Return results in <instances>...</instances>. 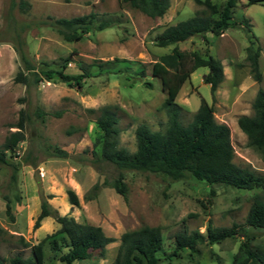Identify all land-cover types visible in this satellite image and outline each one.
Here are the masks:
<instances>
[{"label": "rangeland", "instance_id": "374dc122", "mask_svg": "<svg viewBox=\"0 0 264 264\" xmlns=\"http://www.w3.org/2000/svg\"><path fill=\"white\" fill-rule=\"evenodd\" d=\"M212 1L222 7L226 0ZM91 12L97 20L112 24L85 34L79 41H67L53 27L41 24L49 17L71 18ZM202 12L210 15L205 5L194 0H170V7L160 17H150L120 0H0V150L7 138L19 130L22 112L26 118L25 139L5 151L8 164L0 163L1 257H30L34 244L58 231L60 224L50 216L35 226L43 200L53 210L80 223L102 226L115 238L103 254L99 249L91 250L87 258L74 264H114L123 233L144 225L160 227L163 232L165 252L159 253L160 264H219L218 257L222 264H233L242 236L214 244L203 241L198 244V254L185 249L180 256L167 257L178 232L187 227L189 231H200L205 238L210 220L217 227L243 225L252 235V244L264 248V229L246 224L254 197L260 195L264 200V189L210 185L193 176L174 181L161 173L123 170L125 198L105 184L117 178L121 170L94 155L102 139L97 119L105 107L118 117L119 146L131 152L137 148L139 125L145 124L153 131L167 129V92L162 80L153 76L152 65L161 55L171 52L174 45L157 46L155 37L167 26ZM234 17L237 21L248 19L252 24L261 47L262 80L258 82L251 73L245 27L229 28L219 35L208 32V42L196 35L177 45L201 55L209 51L222 61L225 78L213 102L211 86L204 81L209 69L199 67L181 88L177 102L182 107L184 124L193 120L203 98L213 104L216 120L231 129L234 162L264 174L263 152L249 143L238 125L241 116L255 114L253 103L258 90L264 89V3L248 5L246 0H240ZM19 44L40 66L47 63L60 68L69 58L66 72L70 74L80 73V64L91 66L120 58L132 62L131 71L145 66L147 76L132 83L133 79H127L128 72L101 73L97 66H91L94 75L81 87L59 80L28 85L15 81L22 69ZM58 148L67 155L59 156ZM96 184L99 188L94 189ZM69 189L77 193L79 205L70 202ZM8 200L13 219L7 213ZM58 255L48 240L45 264H60Z\"/></svg>", "mask_w": 264, "mask_h": 264}, {"label": "trees", "instance_id": "16d2710c", "mask_svg": "<svg viewBox=\"0 0 264 264\" xmlns=\"http://www.w3.org/2000/svg\"><path fill=\"white\" fill-rule=\"evenodd\" d=\"M197 4L205 5L210 15L205 12L197 13L190 19L167 26L156 35L155 44L160 47L174 45L171 52L163 54L152 65V74L162 80L163 89L167 92L164 107L168 114V126L165 131H153L147 125L141 124L136 128L137 148L134 152L119 146L118 117L110 108L105 107L97 119L102 131L101 147L94 155L99 160L113 163L120 170V174L113 181H105L116 191L127 198V185L123 170L149 171L161 173L177 181L190 176L206 181L210 185L223 184L241 189H264V174L241 168L234 162V147L231 139V129L216 120L214 105L206 99L194 115L193 120L184 124L181 121L182 107L177 102L181 88L191 78L192 73L199 67H208L204 77L205 83L211 86L213 102L215 93L225 78L224 65L219 58L209 51L201 55L196 51L182 50L177 45L189 38L201 35L206 42V33L219 35L229 28L243 26L248 32L249 45L246 48L247 60L253 77L260 82L263 78L260 69L261 47L258 38L253 32L252 24L248 19L237 21L234 17L235 8L240 0H226L220 7L212 0H194ZM247 4L264 3V0H246ZM121 4L139 9L150 17L163 16L170 7V0H120ZM25 4V3H24ZM49 25L67 41H79L91 31L104 30L111 26L110 21L97 20L96 14H84L71 18H54L41 21ZM22 62V69L15 77L16 82L24 84H39L43 80H59L73 86H83L86 79L93 76L91 66H97V72H128L127 79L147 76L145 66L132 69V62L126 59L115 58L101 61L93 65L80 64L81 72L70 74L66 72L69 58L60 68H52L47 63L43 66L35 63L28 55L22 44L17 46ZM41 64V63H40ZM132 72V73H131ZM137 76V77H135ZM148 87L151 82L146 83ZM255 114L243 115L238 119V125L248 136L249 143L264 154V89L260 88L253 103ZM25 114L22 112L17 123L18 131L13 132L0 150V163L8 164L6 150H12L20 141L25 139ZM59 156H66L67 152L56 149ZM99 188V184L94 189ZM214 193V189L211 190ZM69 200L79 205L80 199L73 189L68 190ZM7 213L13 219L11 201H7ZM53 217L60 224L55 234L48 235L39 243L32 246V256L23 257L16 254L8 260L0 256V264H45V244L50 240L51 247L56 251L60 264H74L77 260L85 259L91 250H101L115 241L102 226L84 224L74 217L60 214L53 210L47 200L42 202V210L35 226L45 217ZM246 224L264 229V200L256 195L246 217ZM57 236H61L59 239ZM242 236L238 252L233 264H264V248L252 244V235L241 224L234 223L230 227L214 226L210 220L207 225L206 237L198 231H189L187 227L175 235L173 250L167 255L180 256V252L189 249L192 255L200 253L198 244L207 241L218 243L228 237ZM164 235L160 227L144 225L138 229L126 231L121 236L119 254L114 264H160L164 253ZM218 260L221 263L220 257Z\"/></svg>", "mask_w": 264, "mask_h": 264}]
</instances>
